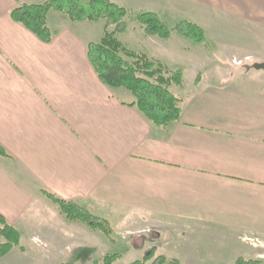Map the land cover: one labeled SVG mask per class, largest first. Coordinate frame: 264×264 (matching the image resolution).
Returning <instances> with one entry per match:
<instances>
[{
	"label": "crops",
	"instance_id": "1",
	"mask_svg": "<svg viewBox=\"0 0 264 264\" xmlns=\"http://www.w3.org/2000/svg\"><path fill=\"white\" fill-rule=\"evenodd\" d=\"M42 1L0 0V145L9 154L0 155V214L20 231V245L39 260L56 256L57 264L101 260L78 254L90 237L84 224L65 219L43 189L87 209L146 216L122 232L159 225L164 231L171 223L236 240L233 251L205 255L186 241L180 264H233L264 254V245L243 241L264 242V72L252 67L264 62V0H110L132 13L153 12L170 26L190 21L209 41L207 49L175 31L146 36L132 19L118 36L181 70L183 82L188 71L193 82L200 74L166 129L128 105L126 90L97 77L86 44L101 38L104 22L95 29L101 20L50 11L47 24L57 32L43 42L12 19L17 4ZM229 45L243 53L224 54ZM233 57L244 63L233 65ZM146 239L132 245L138 258L153 244ZM5 257L0 264H10Z\"/></svg>",
	"mask_w": 264,
	"mask_h": 264
},
{
	"label": "trees",
	"instance_id": "2",
	"mask_svg": "<svg viewBox=\"0 0 264 264\" xmlns=\"http://www.w3.org/2000/svg\"><path fill=\"white\" fill-rule=\"evenodd\" d=\"M50 11L59 12L72 21H104L102 36L98 41L86 44V55L99 80L113 88L128 91L132 97L128 105L135 106L153 125L166 129L177 121L182 113L184 98L175 93L172 87L181 90L184 86L183 72L169 69L161 61L125 45L119 35L127 31V20L132 19L146 36L168 37L173 31L189 41L210 49L203 29L187 20L177 21L172 26L164 23L153 12H129L110 0H44L38 3H19L12 8L10 15L43 42H50L56 30L49 28L47 16ZM200 74L194 80L196 86ZM0 155L9 154L0 145ZM42 193L56 207L62 216L70 221L84 223L90 230L110 232L108 221L93 215L89 209L77 202L57 197L50 191ZM21 233L0 214V259L14 247L20 245ZM156 247L149 248L140 258L129 264H180L176 259L156 255ZM119 253H105L101 260L91 264H113ZM61 264H73L63 262ZM233 264H264L258 258H237Z\"/></svg>",
	"mask_w": 264,
	"mask_h": 264
},
{
	"label": "rangeland",
	"instance_id": "3",
	"mask_svg": "<svg viewBox=\"0 0 264 264\" xmlns=\"http://www.w3.org/2000/svg\"><path fill=\"white\" fill-rule=\"evenodd\" d=\"M129 20V19H128ZM104 21H100L98 23H94V25H91L93 28H100L101 24ZM98 36H95L93 39H96ZM121 40L125 44V37L122 36ZM126 45V44H125ZM242 54L243 49L240 47L228 46V50L224 54ZM225 55V57H226ZM217 57L221 58L222 54H218ZM230 63L233 65H239L240 63H244V61L240 60L239 58H231L229 60ZM251 63V62H249ZM248 64V63H247ZM229 66V65H228ZM230 68V67H229ZM231 69V68H230ZM230 69L225 70L227 74H230ZM235 71V69H233ZM259 72H264L263 69H259ZM256 71V72H258ZM255 72V71H253ZM255 72V73H256ZM194 72L193 71H188L184 80V86L185 90L184 91H179L177 88L172 87V90L175 93H179L180 95H184L185 91H188V89H192V84H193V79H194ZM128 92V91H126ZM128 94H130L128 92ZM130 96V95H129ZM90 212L100 218H103L108 221V224L110 226V232L105 235L103 234L100 230H95L92 231L90 230L84 223L85 229L87 230L86 233L90 237L88 238V243L85 247L79 248L78 254H82V258L84 261L88 258L91 252L94 253L95 258H102V256L105 253H119L120 258H118L113 264H129L131 261L135 260L138 258V254L135 252H132V245L133 244H140L141 243V237L142 235L147 234V241H152L153 244L147 245L146 249H144L141 253H145L149 248L155 246L156 247V255L158 254V248L159 251H161L160 255L166 256L168 259H176L179 258L182 250L184 251H189L190 247L189 244L184 243L186 241H193L194 248H196L199 253H202V255H205L208 251L212 253L213 251H233V247H231V244L236 241L235 239L232 240V235L230 234H224L221 231H198V230H190L186 231L184 228H179L174 225H171V223L165 224V229L164 231H160V228L164 227V225H159V227L155 226V228L150 229H145L143 232H122L124 228L127 227H132L134 226L135 222L132 221V219H140L143 220L144 218L146 219V216H141V215H129V214H122V215H117L114 213H105L103 209L98 210V209H89ZM148 218V217H147ZM151 218V217H150ZM156 219V218H153ZM148 220V219H147ZM133 222V223H132ZM81 224V223H80ZM88 228V229H87ZM121 231V232H120ZM24 233V231L22 232ZM158 235V236H157ZM128 238L133 237L132 243L131 241H126L123 238ZM224 244L230 245L229 247L224 246ZM146 245V244H145ZM238 247L245 248L244 243L238 241ZM18 248V247H14ZM13 248V249H14ZM12 249V250H13ZM19 249V248H18ZM61 248H58V250ZM68 248H65L64 251H66ZM11 250V251H12ZM20 250V249H19ZM24 252H22L21 255L19 254H12L11 251L7 254V258L5 261H10V264H57L54 262V259L56 256L49 257V259H40L39 257H35L31 255V248L29 246H24L23 248ZM51 250V248H50ZM61 253L64 254L63 251ZM142 254V255H143ZM101 255V256H100ZM5 257V258H6ZM141 257V256H140ZM81 258V259H82ZM262 260L264 262L263 257H258V259ZM51 259H53L51 261ZM200 264V263H197Z\"/></svg>",
	"mask_w": 264,
	"mask_h": 264
},
{
	"label": "built area",
	"instance_id": "4",
	"mask_svg": "<svg viewBox=\"0 0 264 264\" xmlns=\"http://www.w3.org/2000/svg\"><path fill=\"white\" fill-rule=\"evenodd\" d=\"M243 241L247 242L250 245H264V242L259 240L258 238H243ZM261 257H264V254L261 255Z\"/></svg>",
	"mask_w": 264,
	"mask_h": 264
},
{
	"label": "water",
	"instance_id": "5",
	"mask_svg": "<svg viewBox=\"0 0 264 264\" xmlns=\"http://www.w3.org/2000/svg\"><path fill=\"white\" fill-rule=\"evenodd\" d=\"M252 67H253L254 69H257V70H259V69H263V70H264V62L253 63V64H252Z\"/></svg>",
	"mask_w": 264,
	"mask_h": 264
}]
</instances>
